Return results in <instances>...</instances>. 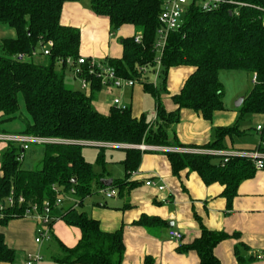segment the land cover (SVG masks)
<instances>
[{
  "label": "trees",
  "instance_id": "16d2710c",
  "mask_svg": "<svg viewBox=\"0 0 264 264\" xmlns=\"http://www.w3.org/2000/svg\"><path fill=\"white\" fill-rule=\"evenodd\" d=\"M79 0H0V24L16 31L15 39L0 44V127L20 117V99L24 100L27 117L24 135L48 140L44 144V157L35 170H26L18 158L23 154L16 143L1 156L0 203L14 192L24 197L26 204L54 202L56 189L74 188L79 207L94 192V184L104 188L101 176L84 155L85 143L98 145V163L105 165L107 145H128L123 161L127 177L136 172L142 161V151L136 146L170 147L169 130L181 120V111L191 109L206 120L225 109L224 87L220 81L222 71H245L256 76L252 90L239 108L241 118L236 125L219 128L214 140L201 148L225 149L224 141L241 135L240 123L247 114L264 115V0H234L245 3L244 7L223 5L219 10L203 12L191 3L183 17L179 30L170 34L163 52L159 86L145 79L140 72L148 67L149 73L156 66V42L160 28L159 16L163 0H91V10L99 17L110 20L111 33L124 25H133L141 34V43L135 37L121 40L123 56L104 63L113 67L125 79L138 80L146 93L155 98V121L143 114L134 117L128 107L121 110L112 107L108 115L94 110L95 92L102 86L100 80L84 75L91 81V94L65 87V68L60 60L69 57L77 60L81 46V31L61 24L63 6ZM50 47L48 65L34 60L38 49ZM22 57V58H21ZM190 66L193 74L186 80L182 90L172 97L176 109L167 111L162 95L167 92V80L172 68ZM264 134V130H263ZM174 147H188L176 143ZM195 147V146H194ZM264 154L259 145L247 152ZM25 154V153H24ZM175 176L183 170L196 172L206 185L219 183L224 187L222 196L232 207L241 184L254 178L257 173L253 158L231 156L224 163L214 161L210 155L168 153ZM25 159V156H24ZM264 170V168L262 169ZM77 180L76 184L72 182ZM136 183L114 180L113 188L132 189ZM26 205L7 209L0 217V227L13 219L24 217ZM54 215L68 226L79 228L82 237L74 248L62 245L61 264H125V244L121 230L105 233L99 222L75 207H58ZM157 219L143 217L138 222L147 225ZM230 238L227 233L209 231L202 227V235L181 250L195 251L200 264H221L215 255L216 247ZM16 252L5 241L0 231V264H12ZM144 264H154L147 257Z\"/></svg>",
  "mask_w": 264,
  "mask_h": 264
},
{
  "label": "crops",
  "instance_id": "0c3cea01",
  "mask_svg": "<svg viewBox=\"0 0 264 264\" xmlns=\"http://www.w3.org/2000/svg\"><path fill=\"white\" fill-rule=\"evenodd\" d=\"M61 24L81 31L80 57L103 62L121 59L123 56L121 40L139 35L133 25H124L112 34L109 18L95 15L91 6L81 0L64 4ZM16 37L14 29L0 24V44L6 39ZM37 56H34L38 58L37 63L48 65V57ZM193 72L194 68L190 66H180L170 70L167 92L162 95L167 111L176 109L172 97L182 90ZM136 86L137 84L123 89L111 86L105 88L138 96L140 91H136ZM96 98L95 92L93 102H96ZM127 106L132 110L134 117L139 118L143 115L141 106H135V110L132 104ZM24 110L25 114H20L19 118L1 125L0 135L27 136L23 134L25 130L23 118L27 117L25 104ZM238 119L237 113L227 108L216 112L211 120H206L200 113L191 109H184L181 111L180 122L169 130V142L172 144L170 147H174L176 143L188 147L195 146V148L206 146L214 140L216 129L232 127L236 125ZM233 137L225 139L226 148L220 151L255 150L260 145L259 143L253 149L234 146ZM228 140L231 145L228 144ZM17 145L21 147L20 144ZM8 147V142L0 141V176L2 175L1 156ZM119 147L107 146L106 163L104 166L98 164L102 172L96 173L101 176V180L112 179L113 182L117 180L113 178L111 173L115 170L110 166L117 156L118 162L124 166L126 149L130 146ZM109 149L123 151L124 155L109 154L112 152ZM142 153V161L136 173L133 172L128 178L126 172V177L120 180L136 183L134 188L130 190L128 187L118 188L117 196L108 199L103 197L104 188L94 184L93 194L85 199L82 206L79 207L78 204L75 207L98 221L103 232L122 231L126 248L125 264H144L147 257L152 258L154 264H200L197 252L181 250V246L190 245L201 237L202 227L209 231L224 232L230 236L215 249V255L221 264H264V260L260 259L264 254V170H257L254 178L241 184L238 196L229 208L226 198L222 196L224 187L219 183L206 185L198 173L189 170H183L179 176H175L166 152L147 150ZM42 155L44 157V150ZM83 155L93 166L97 164L94 152L83 151ZM218 159L214 161L218 162ZM24 169L33 170L28 167ZM148 182L154 185L148 186ZM158 186H165V189L161 191ZM94 195L97 196L92 198ZM72 202V199H68L61 207L69 209L73 207ZM143 217L157 219L161 223L150 221L147 225L138 224ZM171 230L182 234L183 240L180 243L171 240L169 236ZM0 231L4 234L7 245L16 252V260L12 264H26L30 256L37 254L43 257L40 264H61L58 259L62 254V245L74 248L82 237L80 229L68 226L61 216H58V220L53 225L52 238L43 244L35 242L37 223L29 217L13 219L7 226L0 227ZM53 244L56 248L52 247ZM45 253L49 255L48 259Z\"/></svg>",
  "mask_w": 264,
  "mask_h": 264
},
{
  "label": "built area",
  "instance_id": "2783aa9c",
  "mask_svg": "<svg viewBox=\"0 0 264 264\" xmlns=\"http://www.w3.org/2000/svg\"><path fill=\"white\" fill-rule=\"evenodd\" d=\"M163 10L159 16L160 28L158 29L157 35L158 40L156 42V72L154 75L156 76V82L159 80L161 65H162V57L163 52L166 47L168 38L171 33L180 29L183 23V17L187 11V7L191 3H196L200 6L203 12L210 13L213 11L219 10L223 5H231L234 7H244L245 3L237 2L234 0H163ZM142 36L141 34L135 37L136 43H141ZM53 46V43L48 44V48L45 49L43 55H50V47ZM22 58V57H21ZM60 65H68L72 66L75 69L76 78L80 79L82 82V89L89 90L91 88V81L84 75L82 67L88 68V75L94 76L100 80L102 87H114L116 89H123L126 87H133L137 84V80L134 79H125L120 77L116 70L105 64L103 61H97L95 59H88L85 57H79L77 60L72 57L67 58L66 60H60ZM80 68V69H79ZM140 72L143 74H148V67H142ZM256 82V76L253 77V83ZM114 106L121 109L126 110L128 106L123 105L120 100L116 99L114 101ZM157 115L153 116V121H155ZM264 125H260L257 127V132L260 135V145L264 147ZM0 141L8 142V143H16L20 144L22 147L23 154L19 156L18 160H24V153L30 149L31 145H44L48 143V140L41 139L33 136H18V135H0ZM85 145L98 146L96 144H88ZM109 147H119L123 145H107ZM137 149L141 151L147 150H156L166 153H180V154H191V155H210L213 157L220 158L227 163L229 161V157L231 156H243L253 158L256 162V167L258 170H262L264 168V154L258 152H247V151H238V152H223V151H213L212 149L205 148H195V147H159V146H148L145 144L136 146ZM136 173V172H134ZM148 186L154 185L152 182L147 183ZM159 190H164L165 186H158ZM56 198L54 202L49 200L44 201L42 204H26V199L24 197H15L14 192H11L10 196L4 201L0 203V217H4L7 209L14 208L17 205H26L24 209V216L32 218L37 223V237L35 238V242L37 244H43L44 242L50 241L52 238V229L54 223L58 220L57 216L54 215L55 208L63 206L64 202L68 199L73 200V207L78 205V201L75 199L76 191L74 188H71L68 191L64 189H56ZM116 188L110 187L106 188L103 191V194L106 198L111 199L117 196ZM171 240L175 242H181L183 240V236L178 231L171 230L169 233ZM260 259L264 260V254L260 256ZM43 260V257L40 254L32 255L28 258L26 264H40Z\"/></svg>",
  "mask_w": 264,
  "mask_h": 264
},
{
  "label": "rangeland",
  "instance_id": "374dc122",
  "mask_svg": "<svg viewBox=\"0 0 264 264\" xmlns=\"http://www.w3.org/2000/svg\"><path fill=\"white\" fill-rule=\"evenodd\" d=\"M84 1V4L90 5L91 0H81ZM37 57L41 58L44 57L43 51L41 49H38L37 51ZM35 61H38V58L34 57ZM156 72V69H152L151 73H148L145 75V79L154 83L155 86H159L161 80H157L156 82V76L154 73ZM220 81L223 84L224 87V96L223 101L225 104V108L228 110L237 113L239 118H241V112L239 108L236 107L238 101L241 98H246L250 91L253 88V75L251 73L245 72V71H222L220 74ZM65 87L70 90L75 91H82L85 94L90 95V90H83L82 89V82L80 79L76 78L74 68L72 66H68L65 68ZM136 91H140L138 96L137 94L133 95L131 93H128L127 95L124 94V92H120V90H114L103 87L100 91H97V98L96 102H93V108L95 111L102 115H108L111 111L112 106L114 105V101L116 99L120 100L123 105H133V109L135 110V106L140 107L141 106V112L143 114H147L148 117L152 120L154 114L156 113V107H155V98L150 95L149 93L144 92L143 87L140 82L137 80V86ZM132 92V91H130ZM135 96V97H134ZM20 114H25L24 110V103L23 98L20 99ZM260 125H264V115L261 114H247L245 115L243 121L240 123L241 130L245 133L241 136H234V146H243L242 148H248L253 149L260 143V135L257 132V127ZM228 144L231 145V142L228 140ZM238 148V147H236ZM43 145H31L30 150L26 151L24 156H26V160L22 162V167L26 168H32L35 170V168L38 166V164L41 161V158H43ZM112 150V149H109ZM213 151H220L218 149H212ZM38 151V152H37ZM83 151H90L94 152V156L96 159V165H94L95 172H102L100 164L98 161V155L99 150L97 148H89L85 147ZM257 152V151H256ZM35 153V154H34ZM38 153V155H36ZM40 153V155H39ZM114 155H118L119 153L124 155L123 151L115 150L112 152ZM34 154V156H33ZM36 155V156H35ZM118 156L114 163L110 166L114 168V172H112V176L114 179L117 180H123L126 177V169L122 164L118 162ZM215 161H217V158H214ZM99 164V165H98ZM98 174V173H97ZM117 192L118 189L116 188ZM97 195L92 196V198L96 197ZM105 198V196L103 195ZM52 247H55V244L52 245ZM51 248V247H50ZM46 251V249H45ZM46 258H49V255L45 253Z\"/></svg>",
  "mask_w": 264,
  "mask_h": 264
},
{
  "label": "water",
  "instance_id": "95a60500",
  "mask_svg": "<svg viewBox=\"0 0 264 264\" xmlns=\"http://www.w3.org/2000/svg\"><path fill=\"white\" fill-rule=\"evenodd\" d=\"M244 99H245V98H241V99L238 101V103H237V105H236L237 108H240V107L242 106V104H243V102H244ZM86 146H88V145H86ZM119 148H123V147H119ZM72 183H73V184H76V183H77V180L75 179ZM101 183H102L103 186L106 187V188L113 187V180H112V179H104V180L101 181Z\"/></svg>",
  "mask_w": 264,
  "mask_h": 264
}]
</instances>
